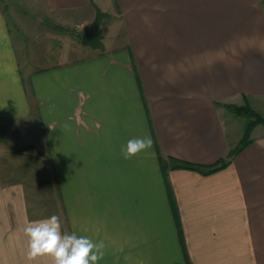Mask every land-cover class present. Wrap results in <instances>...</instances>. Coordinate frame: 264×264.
Masks as SVG:
<instances>
[{
	"label": "crops",
	"instance_id": "0c3cea01",
	"mask_svg": "<svg viewBox=\"0 0 264 264\" xmlns=\"http://www.w3.org/2000/svg\"><path fill=\"white\" fill-rule=\"evenodd\" d=\"M95 1L46 0L62 13L89 10L83 26ZM104 9L114 27L105 49L72 44L33 64L0 5V130L39 127L33 143L49 155L63 207L33 215L24 184L0 175V264H27L24 227L52 215L62 232L105 242L98 264H264V129L210 173L168 160L226 157L244 128L225 103L247 98L264 114L261 0H107ZM149 135L152 149L124 158L129 139Z\"/></svg>",
	"mask_w": 264,
	"mask_h": 264
},
{
	"label": "rangeland",
	"instance_id": "374dc122",
	"mask_svg": "<svg viewBox=\"0 0 264 264\" xmlns=\"http://www.w3.org/2000/svg\"><path fill=\"white\" fill-rule=\"evenodd\" d=\"M95 2L101 8H106L107 0ZM261 3L264 6V0ZM0 5L13 31L21 60L33 64L59 59L57 53L61 48H64L62 52L65 53L71 50L72 44L81 45L82 31L91 23L81 25L88 18L89 10L62 13L51 9L46 0H0ZM90 9L95 14V8L91 6ZM111 19L105 17L100 26L101 33L108 41L114 38V27L106 25ZM57 25L66 29L57 28ZM251 105L264 116L256 104ZM233 113L240 127L244 128L249 117ZM254 128L251 132L253 135L264 129V125L258 124ZM38 133L39 127L29 120L18 121L0 130V175L3 180L22 182L32 214L44 216L63 207L55 187L50 184L49 155L33 143Z\"/></svg>",
	"mask_w": 264,
	"mask_h": 264
},
{
	"label": "clouds",
	"instance_id": "9594fccd",
	"mask_svg": "<svg viewBox=\"0 0 264 264\" xmlns=\"http://www.w3.org/2000/svg\"><path fill=\"white\" fill-rule=\"evenodd\" d=\"M49 127L54 130L52 126ZM153 146L150 135L132 138L122 148V154L125 159H132ZM23 232L27 237V264L44 257L50 258V264H98L106 254L107 245L103 240L93 242L75 232H62L61 220L57 215L29 222Z\"/></svg>",
	"mask_w": 264,
	"mask_h": 264
},
{
	"label": "trees",
	"instance_id": "16d2710c",
	"mask_svg": "<svg viewBox=\"0 0 264 264\" xmlns=\"http://www.w3.org/2000/svg\"><path fill=\"white\" fill-rule=\"evenodd\" d=\"M56 26V25H55ZM57 28L66 29L61 25H57ZM69 30V29H67ZM74 33V32H73ZM246 98V97H245ZM226 107L235 112L238 115L248 116L249 119L245 122L244 131L241 139L237 143V145L233 146L226 157L220 158L219 160L215 161L214 163L204 164V163H197L192 161H187L183 159H179L173 156H169L168 160L170 161V165L172 167H185L190 169H195L203 173H210L220 168L227 166L233 158L241 152V150L248 145L250 142L254 140L251 132L252 129L257 126L258 124L264 125V116L261 115L255 108L252 107L249 100L246 98L245 103L243 104H236V103H225ZM159 159L163 165L166 166V158L164 155L158 151Z\"/></svg>",
	"mask_w": 264,
	"mask_h": 264
},
{
	"label": "water",
	"instance_id": "95a60500",
	"mask_svg": "<svg viewBox=\"0 0 264 264\" xmlns=\"http://www.w3.org/2000/svg\"><path fill=\"white\" fill-rule=\"evenodd\" d=\"M93 5L96 9L94 19L91 23L84 27L80 43L82 45H89L93 48L105 49L106 45L103 40V34L100 31V26L103 22V19L111 15L110 11L104 10L96 2H93Z\"/></svg>",
	"mask_w": 264,
	"mask_h": 264
}]
</instances>
